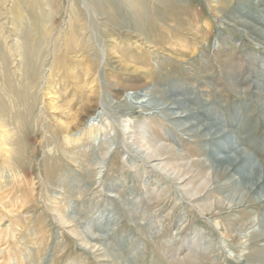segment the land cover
I'll return each mask as SVG.
<instances>
[{
    "label": "rangeland",
    "instance_id": "374dc122",
    "mask_svg": "<svg viewBox=\"0 0 264 264\" xmlns=\"http://www.w3.org/2000/svg\"><path fill=\"white\" fill-rule=\"evenodd\" d=\"M17 4L0 0V264H264V44L228 12L255 22L264 0ZM212 141L242 152L251 206L215 207Z\"/></svg>",
    "mask_w": 264,
    "mask_h": 264
},
{
    "label": "bare ground",
    "instance_id": "6f19581e",
    "mask_svg": "<svg viewBox=\"0 0 264 264\" xmlns=\"http://www.w3.org/2000/svg\"><path fill=\"white\" fill-rule=\"evenodd\" d=\"M24 1H25V3L27 2L30 11L31 10L37 11L38 8H39V6H40V3H41V0H19V3L20 4H23ZM20 4H17L16 10H19L20 9ZM228 12L231 13L229 15H232L231 18H229V19H231V22L232 21L235 22V23L232 22L233 24H235L236 26L239 25V27L240 26L244 27L246 29L247 33L251 37L255 38V40H257L260 43L264 44V17L263 16H259L258 15L257 16V20L254 22V21L248 20V19L244 18L242 15H240L239 10L236 11V12L235 11H232V10L231 11H228ZM8 30H9V35L8 36H12L13 35V32L12 31H15V30H10V29H8ZM87 86L89 88L86 90V92L89 91V93H90L87 96H90L91 93L95 91V88H94L95 87V77L94 76L93 77H90L87 80ZM136 89H137V92H138L139 91V88L137 87ZM148 95L151 98H153L155 96H160L159 94H156V93H153V92H149ZM145 102L146 101H138V102H136V104L139 103L140 105H145L144 104ZM186 110L189 111V109H186ZM174 116L176 118H182L183 117V115H181V114L180 115H177V116L174 115ZM189 126L192 127V125H189ZM204 127L207 129V125H204ZM209 127H210V125H209ZM195 131H196V133H195ZM183 132L186 135H188V134L189 135H194V136L196 135V137L198 139H200L199 136L197 135V130H191L190 127L187 128V130L186 129L183 130ZM202 134L205 135L203 132H202ZM222 136H223L222 137L223 138L222 141L226 140V138L228 137V135H222ZM211 138H212V136H211ZM200 140H202V142H205V140H208V139L202 137V139H200ZM209 140H211V139H209ZM219 142H213L212 141L211 143H207V145L209 147L207 149H204L202 151V154L208 158L207 162L205 163V165H206L205 166V169L206 168H212V169L218 168L217 172L215 170V177L217 178V180L215 181V186H214L215 191L221 192V193L227 192V194H228V197H227L228 203L227 204L230 205L229 208L226 207L227 204H223V203H219L217 205L215 204V207L221 213V212L226 211V209L235 210V209L241 208L243 206H251V204L245 205L246 202H248V201L250 202V200H252V195H251L252 192H251V189H249V188H247L245 186V183L249 180V178L247 176H244V175L243 176H240L239 178H233L232 177V173H235L236 174L238 172V169H237L238 166L242 163V161H241V159H243V158H241L242 157V154H241L242 152L241 151L234 150V146L232 145L233 143L231 145H225L224 143H219ZM212 143H213V145H212ZM222 151H225L228 154L221 155L220 152H222ZM233 152H235L236 155ZM237 158H239V159L241 158L239 160V163L238 164H237V162H238L237 161L238 160ZM224 165H227V169H225V170L222 169V167ZM230 170H231V172H230ZM255 179L252 180L253 181L252 184L257 187V190H260L261 186H263V184H264V175L260 176V178H255ZM203 189H204V187H203ZM204 211H205V209H204ZM60 216H61V214H60ZM213 217H218V213L217 212L214 213ZM64 222H65V220H64ZM230 222L233 223L232 221H230ZM259 222H260L259 223V230H254L253 231V235H252L251 241L252 240H257L259 238H264V219L263 220H260ZM231 223H228V225H231ZM227 228H228V226H227ZM262 255H263V253H259L258 251H256L254 249V253L250 254V256L248 257V260H249L248 262L249 263L255 262L258 259L257 258L255 260L254 259L255 256L256 257H261Z\"/></svg>",
    "mask_w": 264,
    "mask_h": 264
}]
</instances>
